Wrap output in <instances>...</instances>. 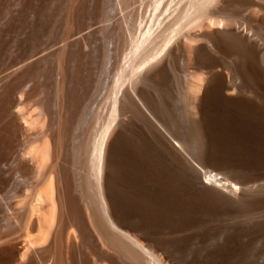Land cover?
<instances>
[{
	"label": "bare ground",
	"instance_id": "1",
	"mask_svg": "<svg viewBox=\"0 0 264 264\" xmlns=\"http://www.w3.org/2000/svg\"><path fill=\"white\" fill-rule=\"evenodd\" d=\"M131 1L11 0L0 38V264H136L146 247L157 264L264 257V215L230 220L263 207L264 193L235 195L233 181L198 173L183 142L199 125L206 167L229 157L217 146L227 140L215 132L220 119L254 115L264 129V0H160L169 14L134 39L142 55L120 84ZM188 8L191 26L179 23ZM190 68L195 77L182 78ZM243 149L239 165L264 161V149ZM28 204L27 225L41 232L30 242L13 221ZM209 237L217 243L204 247Z\"/></svg>",
	"mask_w": 264,
	"mask_h": 264
},
{
	"label": "rangeland",
	"instance_id": "2",
	"mask_svg": "<svg viewBox=\"0 0 264 264\" xmlns=\"http://www.w3.org/2000/svg\"><path fill=\"white\" fill-rule=\"evenodd\" d=\"M159 1L160 0H132L126 6V8H128L130 11L132 10V17L130 19L129 25L133 29V31L131 30L132 33L130 34L127 46L124 49L126 63L124 68L119 73V77L122 76V78H119V80H122L124 78V80H122L120 84H125L128 82L132 68L131 66H134L133 63H136L142 55L139 50L134 51L132 47L134 39L138 37V35L139 37L143 36L142 34L146 29L147 24L151 23V21V25L155 26L156 22L165 20L169 14L166 10L167 2L160 4ZM186 1L190 2L192 0ZM10 5L11 0H0V38L3 34L10 33V29L12 26V19L9 14ZM196 15L197 14L193 11V9L188 8L187 16L183 20L179 21V23L185 26H191V17ZM192 22H194V20H192ZM140 23L143 24L141 28L142 30L139 28L141 25ZM261 31L264 33V28ZM260 41L262 44H264V38ZM135 57L138 59L136 60ZM194 70L195 69L190 68L188 71H184L181 77L185 79L194 78V75H196L197 73V71ZM194 90L191 89L192 92H195ZM256 101L258 103H262L264 102V97L261 95H256ZM111 108L112 96L109 95L101 102L96 113L99 118L98 126L103 127V125L107 123L106 121H108V119L110 118ZM23 109L25 111V115H27L29 118L32 130H36L37 128H39L41 126V121H39L36 116L38 107L33 105L32 103H29L28 105H24ZM193 116L197 117L198 115ZM253 117L254 115H240L238 116V121H236L237 123L228 122L223 118L219 120V122L215 126V132L219 136H226L227 140L218 141L220 145L217 144V146L225 149L229 154V157L224 159L216 155V159H208L205 162L206 164L204 165L206 167H202L197 160V158H204L206 160L205 146L202 140V131L200 126L193 125L191 127V131L189 132V136L183 138V142L189 148L191 154L190 159L193 162L196 171L198 173H207L209 174V176L221 180L222 182L233 181L234 183H236L235 187L238 191L237 193H235V195L242 193L249 196L264 193V161L256 163L255 166L245 168L246 166H241L238 164L239 162L233 160V155H237L239 157V154L244 153L243 148H255L256 150L264 149V129L261 126L255 127L250 122V119H252ZM179 134L182 133L179 132ZM156 165H159L158 161L156 162ZM158 171L162 172L163 169L160 167ZM27 201L28 196L16 198L14 204L17 207V211L23 210L27 206ZM31 207L32 206L28 204V210L25 219L21 220L17 215L13 216V221H15L18 225V232L20 229L22 230L19 237L29 242L36 241L35 239L41 235V232L38 229V225L34 230H32L30 226L27 225V218L34 212V210H31ZM46 208H48V206H45L43 211ZM236 213L237 216L233 217L230 220H235L237 218L244 219L248 217H260L264 215V206L256 209H251L248 212L236 211ZM206 215L207 214L201 216L195 224L203 220ZM40 216V218L42 219L41 212ZM195 224H193V226ZM195 229L200 231V226L195 225ZM216 243L217 241L213 237H209L204 247L208 245V247L210 248L213 247ZM146 248L152 249L150 247ZM145 249L138 252V254L140 255V260L136 264H157L151 254ZM206 252L207 250H203L201 254L204 255L206 254ZM241 257L244 258L245 261H251V263L242 264H262L264 261V257L257 254H246L241 255Z\"/></svg>",
	"mask_w": 264,
	"mask_h": 264
}]
</instances>
